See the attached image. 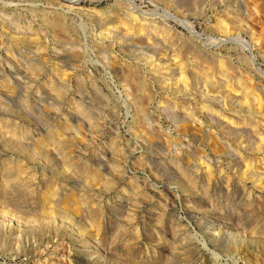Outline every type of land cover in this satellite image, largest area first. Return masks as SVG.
Wrapping results in <instances>:
<instances>
[{
  "label": "rangeland",
  "instance_id": "obj_1",
  "mask_svg": "<svg viewBox=\"0 0 264 264\" xmlns=\"http://www.w3.org/2000/svg\"><path fill=\"white\" fill-rule=\"evenodd\" d=\"M0 264H264V0H0Z\"/></svg>",
  "mask_w": 264,
  "mask_h": 264
},
{
  "label": "bare ground",
  "instance_id": "obj_2",
  "mask_svg": "<svg viewBox=\"0 0 264 264\" xmlns=\"http://www.w3.org/2000/svg\"><path fill=\"white\" fill-rule=\"evenodd\" d=\"M60 20H61V19H60ZM58 21H59V20H58ZM61 21H62V20H61ZM54 24H55V25L57 24V25L55 26ZM52 25H53L54 27H57L58 25H59L60 27L62 26L60 22H57V23H55V22L53 23V22H52ZM59 26H58L57 28H59ZM62 27H63V26H62ZM62 27H61V28H62ZM62 29H63V28H62ZM59 31H61V29H60ZM34 70H36V69H34ZM34 76H35V75H34ZM51 87H52V86H51ZM52 90H53V89H52ZM52 93H53V92H52ZM53 97L56 98V96H53ZM57 98H58V97H57ZM58 142H59V141H58ZM54 143H55V142H54ZM96 177H97V176H96Z\"/></svg>",
  "mask_w": 264,
  "mask_h": 264
}]
</instances>
